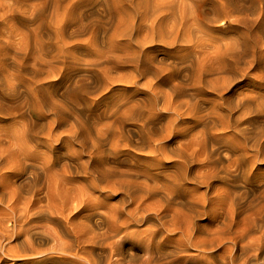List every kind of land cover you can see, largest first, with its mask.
Here are the masks:
<instances>
[{"label":"rangeland","instance_id":"rangeland-1","mask_svg":"<svg viewBox=\"0 0 264 264\" xmlns=\"http://www.w3.org/2000/svg\"><path fill=\"white\" fill-rule=\"evenodd\" d=\"M261 102L264 0H0V223L34 189L48 211L52 177L67 217L85 189L78 210L120 228L99 232L123 264H264V147L238 135L262 131Z\"/></svg>","mask_w":264,"mask_h":264},{"label":"bare ground","instance_id":"bare-ground-1","mask_svg":"<svg viewBox=\"0 0 264 264\" xmlns=\"http://www.w3.org/2000/svg\"><path fill=\"white\" fill-rule=\"evenodd\" d=\"M197 3H199V2H197ZM169 36L171 37V39H174V40L177 37V35L175 34L174 31H171ZM158 41L161 42L163 44V46L166 47V43L163 40H158ZM171 44H172V41L170 42L169 45H171ZM142 51H144V50H142ZM133 83H135V82H133ZM261 105H264V103L261 102ZM168 127H167V129H168L167 137H169V135L171 133H173L172 135H174V133L177 132V129H176V131L172 132V125L171 124ZM244 128L241 130L239 129L238 135L242 136V138L244 137L245 139L248 138L249 141H251V139H252L253 141H251V142L248 141V143L254 142L255 145H257V146L259 144V147H257L259 150L261 149V147L263 148L264 147V130H263L264 128L260 129L263 132L258 129L260 132L259 133L256 132L255 136H253L254 134H252L253 137H249L247 135L248 129L244 130ZM258 130H256V131H258ZM252 132H254V131H252ZM70 135L73 136L74 138H76V136H78L77 133H74L72 131H70ZM260 135H262V137H261V138H263L262 140H260L261 139ZM163 138H165V137H163ZM244 138H243V140H245ZM245 142H244V144H245ZM239 144H241V143H239ZM243 145H241V146H243ZM255 145H252V146L255 148ZM95 146H97V145H95ZM247 147H249L248 149H250V148L253 149V147L249 146L248 144H247ZM97 148H99V147L97 146ZM232 149H234V148L232 147ZM236 149H238V148H236ZM248 149H247V151H249ZM241 153H243V152H241ZM247 153L249 154V152H247ZM97 154L98 153H96L94 150H89L90 160L93 163V167H95V168H97V166H96V160L98 159ZM189 156H192V155L190 154ZM178 157H180V155ZM255 157H256V155H255ZM181 158L182 157H180V159ZM185 159H186V157L183 159V161ZM181 161H182V159H181ZM88 163L84 162V164L81 165V168L84 167L83 169L88 170V165H89ZM251 164H252V162H251ZM93 167H91V168L93 169ZM81 168H80V171H81ZM179 169H181V168H179ZM97 170H99V169L97 168ZM94 171H96V170H94ZM84 172L87 173L86 171H84ZM181 172L179 170V173H181ZM97 174H98V171H97ZM101 174L102 175L99 176V177H101L100 180L101 181H107V185L101 187L100 190L101 189L102 190H105V189L111 190L113 187V182L111 183L109 181L111 173L108 172L105 174H103V173H101ZM185 174H183V175H185ZM185 176L183 178H186ZM196 177H198V176H196ZM51 178H50V180H48L49 181L48 187H47L48 191H46V195L44 194L45 196L48 195V199L46 202L47 203L46 208H48V211L43 209V206H42V208H38V207L33 208V207H35V204H33V200H34L33 191L35 190L34 189L30 193V197L27 198L28 204L24 205L22 203L24 205V208H23L24 210L21 211L22 213L19 211L20 215H17V216H16V214L13 215V213L15 212L14 209L12 210L13 212L12 211L9 212L10 215L12 213V217L9 216V218L11 217V219H12V227L10 229H8L6 226L3 227V225L0 223V256H2L5 259L12 260L14 264H16V261H18V259L22 260V262L20 261L21 263H18V264H52V263H55V264H62V263H64V264L65 263L66 264H123L126 261H128V258L133 257V255L131 254L133 250H131V253L129 252L131 254V256H129V254L126 253V251H128L129 248L126 250L125 245L124 246L122 245L123 247L122 246L118 247V245H116L117 242L110 240V237L106 233L99 232V230H102L103 229L102 227H104L105 225L108 227H112V225L114 226V223L112 225H110L111 223H109L107 221L103 222L101 220L94 222L93 214L90 212V210L88 208L83 209V211H81V209L78 210V208L82 207V203H84L85 201L88 202L91 200L92 195L90 194V192H87V191L85 192V189L84 190L82 189L83 191L80 192L81 193L79 195L80 197L75 199L76 202L80 205V207H79V205L77 207L76 215H74L75 218L71 219V218L67 217L66 212L69 208V206H68L69 204L67 203V201H68L67 196L63 195L62 192H59L55 188V186L53 184H54V181L56 179L55 180L53 179L54 180L53 181ZM91 179L89 182L91 188L93 190H97L99 188V186L96 185V183H95L96 179L94 177H92ZM198 179H199V177H198ZM202 179H204V178H202ZM202 179L200 181L199 180L198 181L202 183ZM182 180H184V182H186L185 179H182ZM204 180H203V182H204ZM187 181H189V180H187ZM207 181H209V179H207ZM207 181L205 180L206 183H207ZM179 182H181V181H179ZM191 182H193V181L191 180ZM181 183H183V181ZM179 186H180V183H179ZM29 188L32 189V186H29ZM29 190H28V192H29ZM175 190H173L174 193H175ZM150 191H152V190H150ZM53 192H54V194H53ZM83 192H85V193H83ZM82 193H83V195H82ZM171 194H173V193H171ZM171 194L169 196H171ZM176 194H177V192H176ZM169 196H168V198H169ZM175 196L177 197V195H174V197ZM179 197H181V199L183 198L182 196H179ZM170 199H172V198L170 197ZM178 200H180V199H178ZM44 205H45V203H44ZM87 206H89V205H87ZM11 207L13 208V206H11ZM8 210H10V208H8L7 211ZM7 211H6V213H7ZM32 211H34V212L31 213ZM48 212L52 217L55 216V217L62 219V222L64 223V225H63L64 230H62L60 228V225L57 224L58 229H59L58 233H60V234H58L56 232V233L50 235L47 230H43V229L39 230V229H36L35 226L29 227L30 222L33 219H35V218L39 219L42 217L44 218V216L47 215ZM58 218H56V219H58ZM95 220H98V219H95ZM102 225H104V226H102ZM42 226L44 227V225H42ZM115 227L118 228L117 225L114 226L113 227L114 232L117 231V230H115ZM38 228H40V227H38ZM105 229H107V228H105ZM118 229H120V228H118ZM107 230H109V229H107ZM125 237H129V236H125ZM46 245H48L50 247L44 249L43 246H46ZM131 246H134V245L132 244ZM146 263H147V261H146ZM147 264H152V263H150V261H149V263H147Z\"/></svg>","mask_w":264,"mask_h":264}]
</instances>
